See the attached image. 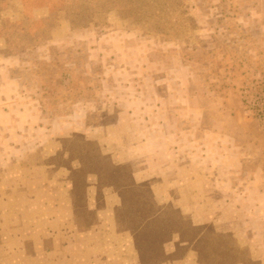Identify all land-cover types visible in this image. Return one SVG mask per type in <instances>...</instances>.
Returning a JSON list of instances; mask_svg holds the SVG:
<instances>
[{"label":"rangeland","instance_id":"374dc122","mask_svg":"<svg viewBox=\"0 0 264 264\" xmlns=\"http://www.w3.org/2000/svg\"><path fill=\"white\" fill-rule=\"evenodd\" d=\"M0 230V264H264V0H0Z\"/></svg>","mask_w":264,"mask_h":264},{"label":"crops","instance_id":"0c3cea01","mask_svg":"<svg viewBox=\"0 0 264 264\" xmlns=\"http://www.w3.org/2000/svg\"><path fill=\"white\" fill-rule=\"evenodd\" d=\"M30 198V197H29ZM51 196H48L46 199V202H41L38 205H33L31 204V206L33 207V211L34 213L37 212L38 216L41 218V220H44V223H46V225L44 227H41L39 229H36L37 225L36 222H33V227L32 230L36 231V232H41L42 233V237L40 238H47L49 237L52 243V247L50 249V251H53L57 248H59V235L61 233H64V229L66 228V226H69V216L72 217L74 216V214L76 213V210L74 208H70L69 204H70V199L69 201H67V198L65 197L64 199H57L51 202ZM7 199H18L16 195H8ZM26 199H28V195H26ZM33 198H30V200H32ZM35 199V198H34ZM48 201V203H47ZM75 201V200H74ZM73 201V203H74ZM40 205H44L43 208H41ZM20 208V206H19ZM23 211V210H21ZM13 216V215H11ZM40 220V219H39ZM38 220V221H39ZM74 220V219H73ZM29 227L30 224L32 222H25ZM41 222H39L38 224H40ZM56 223H60L61 226L60 228H58L55 224ZM1 234L3 233L0 230ZM3 237V236H2ZM34 237L36 238L35 234ZM45 240V239H44ZM44 240L40 239V240H35L36 246L40 248L39 245H41V242H43ZM1 245V244H0ZM56 253V250L55 252ZM2 254V252L0 251V255Z\"/></svg>","mask_w":264,"mask_h":264}]
</instances>
